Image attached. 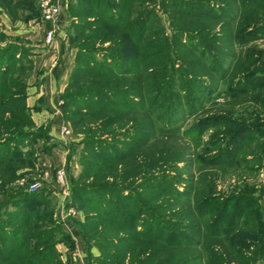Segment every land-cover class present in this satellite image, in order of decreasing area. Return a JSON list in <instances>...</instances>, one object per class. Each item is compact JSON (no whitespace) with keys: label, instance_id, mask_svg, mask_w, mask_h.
<instances>
[{"label":"rangeland","instance_id":"1","mask_svg":"<svg viewBox=\"0 0 264 264\" xmlns=\"http://www.w3.org/2000/svg\"><path fill=\"white\" fill-rule=\"evenodd\" d=\"M118 1L120 0H108L103 4V8L118 11L120 7ZM198 1L211 2V5L216 7L212 10L215 14L216 12L222 14L225 9L231 13L232 20H228L227 17L213 22L201 20L200 27L205 25L206 27H202L200 32L208 27L209 30L205 29L203 33L191 32L192 36L184 29H191L196 24L183 18L182 14L177 12V7L167 4L171 0H129L127 8L131 12V22L138 21L136 23L138 25L139 18L144 22V34L149 44L147 53L150 56L142 57L144 50H140L134 43L130 44L127 54L130 59L134 56L140 65L144 61L141 68L146 63L153 64L152 75L145 74L140 83L135 82L134 90L136 93L137 86L141 84V94L146 98V112L135 115L139 117V121L141 118L145 121L148 130L151 129L150 134L148 131L145 143L142 142L143 145L138 148L137 161L131 160V163L124 167L114 166L112 170L100 166L97 170H90L88 175H91L85 176V180L77 181L85 169L84 163H88V166L91 163L93 166L99 163L96 153L91 150V142H109L117 138L110 145L126 147L129 145L126 139H135L131 135H135L133 133L138 131V127H133L130 120L119 116L122 111L117 108L100 110L93 114L91 106H99L101 103L91 105L90 103L94 101H90L89 96L86 106L83 102L70 101L77 97L68 101L60 98L63 119L65 107L70 113L68 115L70 122L64 120L61 135L68 145L73 140L67 158L68 161L74 158L75 169L63 164L53 172L52 184L46 183L45 175L38 168L37 162L38 150L42 148L41 150L46 152V148L54 145L50 136L51 125L37 120L38 113H41L38 104L35 107L29 105L32 104L30 102L33 97L32 88L39 82H41L39 85H42V81L38 79L39 74H43V70H54L63 60L58 57L57 52L56 57L42 58L36 55L54 50L60 40L57 34H64L67 44L76 51L67 89L76 67L92 72L96 69H112L111 57H116L121 52L115 51L114 43L101 42L98 38L104 35L110 37V34L114 33L109 38V41H112L117 39L120 33L113 30L111 25L103 26L98 38L90 40L94 26L99 27L95 24L98 20L97 15L91 18L74 17L72 21L83 28L80 30L71 28L68 12L78 9L79 4L78 0H69L64 5L60 4L62 12L65 11L68 17L67 22L62 23L59 20L55 25L53 42L47 44L46 34L53 26L44 23L42 16L39 21L43 24L34 34H31L24 25H20L25 23L23 20L29 15V8L37 5L40 10V0L36 2L14 0L26 6L24 9L18 8L14 14L0 7V46L13 45L19 47V50L28 51L26 57H15L13 61L9 59L13 57H0V103L14 94L18 97L16 102L3 109L0 105V125L3 124L5 129L18 131L20 135L18 141L20 146H23L20 149L22 158L18 159L19 163H16L13 169L0 170V203L21 193H44L45 201H42V206L34 202L30 210L24 209L31 213L33 220L24 229L23 234L35 232L37 236L40 233L42 237L40 242H31L30 248L36 249L41 245L54 243L56 248L54 257L59 258L64 264H101L103 258L117 253L113 260H105L114 263L119 252L127 245H129L127 250L134 252L133 257H137L139 250L135 244L139 245V241L112 218L104 217L102 220V223L104 221L108 224L110 232L98 231L100 233L98 235L93 233L90 237L84 236L82 226L85 227L92 217L100 215L93 204L78 199L79 194L73 195L72 183L75 180L82 185L92 186L97 181L101 185L94 186L97 187L95 189L97 191L106 192L109 189L113 191L120 188L124 189L125 194L123 197L118 193L106 197L95 194L92 196L94 197L92 203L108 206L109 210L121 203L120 205L130 207L124 211L140 220L150 218L158 220L159 217L168 223V226L175 228L172 232L169 229L166 232L165 228L157 226L153 229V235L171 234L174 245L181 246L165 248L167 253L170 251L173 255L172 264L175 260H183L187 264H264V0ZM212 11L207 13L211 14ZM87 22H90V25ZM198 37L204 40L200 42ZM186 43H191V46ZM79 45H86L93 51L84 54L85 56L80 55L77 49ZM167 45L170 47L169 50ZM77 56L81 58L79 63L76 60ZM42 59H45L44 63ZM210 68L212 72L208 70ZM93 76L82 78L70 90V95L85 97L82 88L89 91L91 88L105 87L103 77ZM154 78L160 83L156 103L152 102L155 95L150 86ZM190 78L193 81H204L205 85L214 91V94H211L206 88L203 93L201 86L195 88L197 92H202L205 102V109L195 114H191V109L185 104L189 95L194 96L193 98L199 96V92L196 94L187 88V79ZM129 79L131 78L116 77L113 79L112 87L122 90V86L128 84ZM261 82L263 85H260ZM66 89L61 96L65 94ZM24 96L28 110L24 109V103L20 100V97L24 99ZM102 97V101L115 104V100L107 95ZM172 103L176 105L181 103L176 108L173 106L179 114L177 116L179 121L169 125L167 112ZM25 111L30 114L31 124L27 123L29 118ZM109 115L114 118L105 126L101 118ZM133 115L130 114L132 117ZM5 117L9 119L8 122ZM204 118L209 121H205ZM253 124L259 125L260 132L252 129L242 130ZM66 130L70 133L66 134ZM43 131L46 136L48 135V139L34 141ZM231 136L233 137L230 141ZM69 137L71 140H68ZM64 169L69 184L66 188L59 181V172ZM144 169L146 174L153 173L155 179L152 180L153 185L150 184L149 190L140 191L144 179L141 177L142 179L138 180L137 174L139 170L143 172ZM96 173L99 176L93 180L92 175ZM124 180L126 182H123ZM56 184L60 187L59 190H53L52 186ZM34 185L36 189L32 190L31 187ZM64 195L68 198L65 207L60 204ZM151 195L155 199L150 204L152 211L148 209L150 212L139 214L141 217L135 214L131 209L135 205L134 199L147 198ZM243 196L247 198L244 201L240 199ZM233 199H237L238 203L231 206L226 220L222 223L221 209L226 206L225 203ZM199 202H203L204 216H200L202 212L196 207ZM234 207L237 212L232 214ZM23 208L24 203L12 207V210L20 213ZM38 209L41 211L38 212ZM49 211L54 213L52 218L46 222H37L42 212ZM18 215L23 219L24 216ZM68 220L76 223L80 243L64 228L63 224ZM220 221L225 227L230 226L234 230L228 237L219 233L212 240L209 238L208 226L211 225L213 229V225ZM134 225L138 226L139 223L135 222ZM149 225L150 222L147 227ZM59 227L67 234H62V228ZM151 244L156 243L148 240L142 244V248L150 249ZM152 261L153 259L151 264ZM164 261L163 258L155 259L156 264L160 262L164 264ZM127 263L128 260L125 264Z\"/></svg>","mask_w":264,"mask_h":264},{"label":"trees","instance_id":"2","mask_svg":"<svg viewBox=\"0 0 264 264\" xmlns=\"http://www.w3.org/2000/svg\"><path fill=\"white\" fill-rule=\"evenodd\" d=\"M33 1L36 2L37 0H33ZM107 1L108 0H96V1L89 0L88 2L87 0H78V4L80 7L78 6V9L76 10L72 9L70 10V12H68L69 17L71 19V28L74 27L79 30L80 28H83L80 26L78 27L76 23L72 21L74 17L91 18L92 16L97 15L98 20L96 19L97 21L95 24L96 25L98 24L100 28L98 26H94V29H93L94 31H92V36L90 37V40L96 37L98 38V36L100 35L99 32L101 29H103V26L111 25L113 27V30L115 29L119 31L120 33L119 37L115 40L112 39V41H109V38L112 35H114V33H111L110 37H108L107 35H104L103 37L98 38V39H100L99 41L101 42L105 41V42L114 43L116 45L115 51L117 52L119 50L118 52H121V53H118L119 55H117L116 57H113V58L111 57L110 62H112L113 64L112 69H96L97 71L93 70L92 72V71H87L85 69H78V67H76L70 79L71 83H69L65 94H63L61 98L63 99V101H66V100L68 101V99L70 98L77 97V99H72V100L70 99V101L79 102V103L83 102L84 106H86L88 102L87 96H89L88 97L89 100L94 101V103H90L91 105L101 103V105L99 106H93V105L91 106L92 108L91 112H93V114L98 113V111L100 110L104 111L110 108L111 109L117 108L122 111V113L119 114V116L123 117V119L127 118L128 120H130L131 125L133 127L135 126L138 127V131L136 133H133L135 135H131V136H134L135 139H126L127 140L126 142H128L129 144L126 147H117V146L110 145L112 142L117 140V138L109 142H100V141L91 142V146H92L91 150H94V152L96 153L95 156L99 163L98 165H95V166L91 165L92 164L91 163L89 164L90 167L88 166V163H84L85 169L82 171V174L80 175L77 181L85 180V176L91 175V174L88 175L90 170H97L100 168V166H102L101 168L104 167L106 169L108 167L110 170H112L114 166L120 165L124 167V166H128V163L131 160H132L131 162L137 161V158H138L137 154L139 151L138 148L143 145L142 142L145 143L144 140L148 137V135L150 134V130H151L150 128L148 130V126H146L145 121L142 118L139 121L138 119L139 117L135 115L139 112H142V113L146 112V108H145L146 98L144 95L141 94L142 93L141 87H140L141 84L137 86L136 93L134 92V90H135V82L140 83V80L143 78L145 74L146 76L152 75L151 70H153L152 69L153 64L146 63V65L144 64L143 67L141 68V65L144 63V61L140 65V62L134 56L132 57L133 59H130L129 54H127V52L130 50V44L134 43L137 45V47L140 50L145 51V52L143 51L142 57L149 55L147 53V50H149L148 49L149 44L147 43V38L144 34V31H145L144 22L142 18H139L138 25L136 24L138 21L131 22V18H130L131 12H130V9L127 8L129 6V0L118 1L120 2V7L118 11L104 9L103 4ZM167 4L173 7H177L178 8L177 12H179V14H182L181 16H183V18H187V20H189L191 23L196 24V26L194 25L195 27H192L191 29H188V30L184 29L185 31H188L187 33H190V34L191 32L203 33L205 29L209 28V27L205 28L202 32H200L202 30V27L203 28L206 27V25L200 27L199 22L201 20H209L213 22L223 17H227L228 20H232V16L230 15L231 13L227 12L225 9H223L222 14H219L217 12L215 14L212 10H215L216 7L211 5V2H208V1L205 2V1H198V0H171V2ZM0 7L6 9V12L14 14L18 8L24 9L26 6L21 5V3L14 2V0H0ZM28 11H29V15L23 20L25 21V23H28L31 20L39 21V19L41 18V13L37 5H34L32 9L29 8ZM208 11H212L211 14L207 13ZM99 18L102 21H99L100 20ZM87 24L90 25V22L89 23L87 22ZM191 38L192 37H190V39ZM198 40L201 42L204 39H202L201 37H198ZM84 44H86V42ZM186 44H188V46H191L190 45L191 43L190 44L186 43ZM18 48L19 47H14L13 45H10V46L8 45L7 47L0 46V57H7V58L13 57V58H9L10 61L11 60L13 61L15 57H19V56L26 57L28 51L25 49L19 50ZM87 48L88 47L86 45H79L77 47L78 54L84 55L86 53L89 54L93 51L92 48H88V49ZM169 48H170L169 45H167V50H169ZM87 50L89 52H87ZM78 57L79 56H77L76 60L79 63L81 58H78ZM109 58L110 57H108V59ZM88 64H90V62H88ZM208 70L212 72L211 68ZM93 75H96V76L100 75L101 77H103V80H104L103 82L106 84L105 87H103L102 89L91 88L89 91L87 89L82 88L84 90L82 94H85V97L70 95V92H71L70 90H72L73 87L76 86L77 83H79L82 78H91V77H94ZM116 77L131 78V79L127 81L128 84H125L122 86V90H118L112 87L114 85L113 79H115ZM4 78H7V76L6 77L4 76ZM187 80H188L187 88L192 90L196 94H198L199 92L198 98H193L194 96L189 95V99L185 102L186 106L191 109V114H195L205 109L204 107L205 102L202 96V92L200 91L197 92L195 88H197V86H201L203 89V93L205 92L206 88L208 89V92H210L211 94H214V91L211 89V87L206 86L205 85L206 83H204V81H201V82L193 81L191 78L190 80L189 79ZM261 84L263 85V82H261L260 85ZM150 86H151L152 93L155 95V98L153 99L152 102L156 103V100L158 99L156 93L160 89L159 87L160 83L158 82V80L154 78L152 80V83H150ZM139 90L141 92H139ZM104 95H107L111 99H114L115 104L109 101L106 102V100L102 101V98H103L102 96ZM17 98L18 97L16 94L5 98L3 103H0L1 109L5 108L7 105L13 102H16ZM20 98H21L20 99L21 102L24 103V109L28 110L26 96H24V99H22L23 97H20ZM178 105H181V103H178L177 105L172 103V107H170L167 112V114H169V125L176 124L179 121V119L177 118L179 114H177L173 108V106L176 108ZM67 110L68 108L65 107L64 108V120L70 122L68 120V115L70 113ZM25 112L27 113L28 118H29L27 123L31 124L30 114L28 113V111H25ZM6 114H8V111L6 112ZM130 114H134L133 117L130 116ZM82 116H85V115L82 114ZM170 117L172 118L170 119ZM5 118L8 122L9 119L7 117ZM111 118H114V117H111L110 115L109 117L108 116L105 118L102 117L101 119H102V122L104 123L103 125L108 126L109 123L112 122V120H110ZM212 119L215 120V118H211V120ZM205 121H209V120L205 119ZM3 126H4L3 124L0 125V170L3 169L6 171V169H13L12 167H14L16 163H19L18 159L22 158L20 149L23 146L22 145L20 146V142L18 141L19 132L14 131L12 129L11 130L5 129V127ZM258 126L259 125L253 124L251 127H245L242 130L248 131L249 129H252V130H257L260 132V127ZM148 131H149V134H147ZM235 133L236 131H234V134ZM233 136H231L230 141ZM26 137L29 138V136H26ZM43 138L48 139V135L46 136V133L44 131L43 133H41L40 136H37L36 140L34 141H40ZM234 141L235 139L233 138V142ZM9 145H12V146L10 147ZM46 152H50V149L46 148ZM139 172H142V171L139 170ZM139 172L137 174V179L138 180L142 178L144 179V184L140 191L149 190V187L153 185L152 180L155 179L154 176L152 175L153 173L151 174L149 172L146 174L145 169L142 173H139ZM98 176L99 174L97 173L95 175H92L93 180L96 179ZM115 177L117 178V176ZM77 181L74 180L72 183L73 195L79 194L78 199H81L82 201H87V202H90V204H93L95 206V209L98 211V214L100 215V217L99 216L92 217V219L87 222L85 227L82 226L85 237L86 236L90 237L91 234L93 233H97L96 235H98L100 233L110 232V229H109L110 227H108V224L105 223L104 221L102 223V220L104 217L106 218L109 217L110 219L112 218V220L116 222L118 225H121L123 229L126 228V232L131 235L133 234L136 240L139 241V245L138 243L135 244L136 249L139 250V253H138L139 256L137 255V257H133L134 252L127 250V248H129V245H127L122 251L119 252L116 262L114 261L113 263L112 261L110 263L109 261L107 262L105 260H110V259L113 260V257H115L117 253L110 255L108 258H103L101 264H125L127 260H128L127 264H151L152 259H153L152 263L156 264L155 262L156 258L161 259V260L162 258L165 259L164 264H172L173 255L171 254L169 250H168L169 253H167L165 250L167 248L168 249L181 248V246L174 245V243L172 242L173 237L171 234H168V233L161 234L160 233L157 236L153 235L154 234L153 229L157 226L159 228L160 227L165 228L166 232H167V229H169L172 232L173 230H175L173 226H168L169 224L163 221L162 219H160L159 217H158V220L153 219V218L140 220L136 216L128 214L126 210L130 209V207L127 208L125 207V205H120L121 203L117 205V207H114L111 210L108 209L109 208L108 206L92 203V200L94 198L92 196H94L95 194L96 195L99 194L102 197H106L107 195H114L118 193L120 196L123 197L125 194L124 189L119 188L117 190L114 189L113 191L109 189L106 192L105 191L100 192V191L95 190L97 187H94V186H101L97 181L94 182L92 186H89V184L82 185L78 183ZM123 182H126V180H124ZM106 188L108 189V187ZM169 194H172V193H169ZM44 198H45L44 193H33V194L21 193L15 197H12L0 203V264H64L59 258L54 257L56 253V248H55L54 243H49V245L47 246L41 245L37 247L36 249L35 248L33 249V248H30L31 242L33 241L40 242L42 238L41 234L39 233L38 236L36 235L37 233L35 232L34 233L26 232L25 234H23L24 229L27 228L28 224L31 223V221L33 220V216L31 215V213L29 211H28L29 213L26 212L24 209L30 210L32 208L31 204H35L34 202H37L38 204H40V206H42L43 205L42 201L43 200L45 201ZM240 199L244 201L247 198L246 196H243L242 198L240 197ZM134 200H135L134 201L135 205L131 209L134 210L135 214L139 215V214H144L145 212H150L148 209L152 211V209L150 208V206L152 205L150 204L153 203L155 200L153 199L152 195L148 196L147 198L138 197ZM22 203H24V208L23 210H21L20 213H18L19 211L12 210V207L14 206L16 207ZM237 203H238L237 199H233L225 203L226 206L221 209V214H220L222 223H224L223 221L226 220L227 214L231 206L236 205ZM202 205H203V202H199L198 206H196L199 211L201 210V212L203 210ZM156 207L160 208L161 206L159 207L156 206ZM124 209L126 210L124 211ZM40 211L41 209H38V212ZM235 212L237 211L234 207L232 214H234ZM18 214L24 216L23 219H21L22 217L19 216ZM204 214H205V211H203L200 214V216H204ZM53 215L54 213L52 211H49V213L42 212L39 218L37 219V222L39 223L46 222V220H48L49 218H52ZM139 216L141 217V215ZM221 221L220 223L218 222L217 225H213V229L211 225L208 226V229L210 232L209 238H211L212 240H214V238H216L219 233L221 234L223 233L228 237L230 234H232L231 232H233L234 230V229H231L230 226L225 227L224 224L221 223ZM135 222L139 223V225L138 226L134 225ZM149 222H150V225L149 227H147ZM59 228H62V227H59ZM98 231H101V232L98 233ZM61 233L67 234L63 228L61 229ZM44 235H49V234L44 233ZM148 240L153 241L156 244H151L150 249H147V248L144 249V247L142 248V244L144 245V242ZM119 242L121 243V241ZM160 246H163L164 248ZM158 264H163V263L160 262ZM173 264H187V263H185V261L183 260H175L173 261Z\"/></svg>","mask_w":264,"mask_h":264},{"label":"crops","instance_id":"3","mask_svg":"<svg viewBox=\"0 0 264 264\" xmlns=\"http://www.w3.org/2000/svg\"><path fill=\"white\" fill-rule=\"evenodd\" d=\"M60 4L64 5L69 0H57ZM67 15L66 12H62L60 16V22H67ZM43 23L36 20H31L28 23H20V25H24L26 28H28L29 32L31 34H34L37 32L38 28ZM45 28V26H44ZM28 32V31H26ZM57 38L60 39L59 42H57V45L55 46L54 50H48L44 53H40L39 55H36V57H56V52L58 57H61L63 62L58 65L54 70L52 71H46L43 70V74H39L38 79L42 81L39 82L38 85H35L32 88V94L33 97L31 99V107H35L37 104L39 105V108H41V113H38V118L40 122L44 121L46 124L51 125V142L54 143V145L50 146V153L42 151L40 148L37 153V162H38V168L42 170L43 174L46 178V183L52 184L53 182V172L60 168L63 164L69 165L68 168L75 169V162L73 159L68 161V153L71 149L72 142H70V145L66 143V140L63 139L62 133V127L65 125L64 119H63V112L61 110V103L60 100L61 94L64 92V90L67 87L74 59L76 57V51L72 50L67 44V42L64 39L63 33H58ZM62 43V45H61ZM57 50V51H56ZM42 62H45V59H42ZM41 62V63H42ZM58 64V63H57ZM42 72V70H41ZM38 108V109H39ZM71 140L69 137L68 140ZM60 144V145H58ZM77 147V145H75ZM67 148V149H66ZM74 172V170H73ZM53 190H59L60 187L58 184L53 185ZM51 187V188H52ZM63 188V187H62ZM56 192V191H54ZM61 199V206L65 207L66 200L68 199L66 195L62 196ZM67 206L68 203H67ZM70 207V206H69ZM64 228L73 236V238L80 243V235H78V227L76 226V223L72 220H68L63 224Z\"/></svg>","mask_w":264,"mask_h":264},{"label":"built area","instance_id":"4","mask_svg":"<svg viewBox=\"0 0 264 264\" xmlns=\"http://www.w3.org/2000/svg\"><path fill=\"white\" fill-rule=\"evenodd\" d=\"M62 11L60 3L56 0H40L42 20L44 23H50L53 26V28H51L46 34L47 44H51L53 42L54 33L56 31L55 25L59 22ZM65 133L69 134L70 131L66 130ZM59 181L63 187H68V177L65 169L59 172ZM31 189L35 190L36 185L32 186Z\"/></svg>","mask_w":264,"mask_h":264}]
</instances>
